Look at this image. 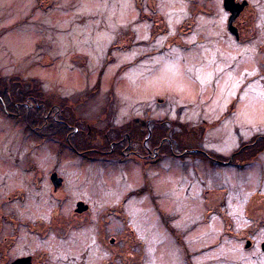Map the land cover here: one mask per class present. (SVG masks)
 I'll list each match as a JSON object with an SVG mask.
<instances>
[{
  "label": "rangeland",
  "instance_id": "rangeland-1",
  "mask_svg": "<svg viewBox=\"0 0 264 264\" xmlns=\"http://www.w3.org/2000/svg\"><path fill=\"white\" fill-rule=\"evenodd\" d=\"M220 2L44 0L42 9L40 0H0V86L6 88L5 80L11 83L12 108L28 101L31 125L27 131L23 122L5 120L0 108V213L8 217L10 211L12 218L28 224L16 238L18 253L49 249L59 264H76L86 250L91 252L89 263L98 264L96 252L103 248L94 224L63 239L55 230L44 234L47 222L36 221L56 223L50 217L56 204L47 190L32 187L39 171L48 177L56 168L68 179L72 203L89 199L98 214L106 207L116 212L122 197L145 184L139 166L82 162L70 150L58 153L55 139L66 138L67 126L59 129L55 124L56 130L44 125L43 133L36 135L33 130L42 125L41 115L52 117L49 111L56 112L60 105L74 106V115L61 109L55 117H65L68 125L75 123L82 132L70 135L79 150H107L118 136L117 127L148 118L158 136L172 138L177 153L197 146L205 129L206 147L220 158L230 159L234 150L250 142L264 146V47L259 46L264 43V16L258 39L238 44L226 32L227 16ZM200 4L218 8L217 16H205ZM162 18L165 26L159 21ZM180 23L186 28L183 32ZM245 26L243 37H249L252 32ZM9 28L13 30L6 32ZM124 34L128 43L133 42L129 52L110 50ZM154 50L156 55H150ZM204 120L208 125H203ZM159 122L161 129L155 126ZM170 123L171 131L165 128ZM190 165L196 164L171 156L155 167L159 176L152 187L161 209L147 202V196L132 198L126 205L130 219L109 225L110 232L123 234L127 248L133 243L131 228L142 234L148 240L149 264H186L170 238L171 230L192 239V249L210 248L194 259L195 264H264V160L246 170L204 161L198 165L203 187ZM154 174L150 172L151 178ZM18 189L28 190L25 199L13 197L8 206L1 204ZM158 212L168 216L161 218ZM236 234L255 247L244 251V242Z\"/></svg>",
  "mask_w": 264,
  "mask_h": 264
},
{
  "label": "flooded vegetation",
  "instance_id": "flooded-vegetation-1",
  "mask_svg": "<svg viewBox=\"0 0 264 264\" xmlns=\"http://www.w3.org/2000/svg\"><path fill=\"white\" fill-rule=\"evenodd\" d=\"M207 1L208 3H212L213 1L217 0H203ZM220 2V0H218ZM221 3V2H220ZM225 0L222 2V7L224 9V14L227 16L226 18V25L225 28L227 29V34L236 41L238 44H245L249 43L256 39H258L260 34L259 29V23L261 16H264V0H229V6L231 9L227 10L224 6ZM151 8L153 6L150 3ZM202 6L203 14L207 17H216L218 13V8H211L206 6V4H200ZM140 7V5H139ZM43 9V7H41ZM149 14L148 19L152 18L153 11ZM200 11L197 10L195 13L192 14L194 17L196 13H199ZM191 16V18H193ZM146 17V16H144ZM155 19V18H154ZM161 23H165V18L159 19ZM194 21H190V24L187 26V30H191V25H193ZM244 24H247L248 30L252 32L251 36L243 37L244 30L246 29V26L243 27ZM158 21L154 20V26L157 28ZM183 23H180L178 25L179 29L183 32L184 26H182ZM214 25V24H213ZM186 29V28H185ZM13 30V28H9L8 31ZM132 36V35H131ZM128 34L123 35V40L118 41V46L116 45L112 46L110 50H116V49H123L129 52L131 49L130 46L133 42L128 43ZM132 40V37H130ZM202 39V38H200ZM198 40V43H200L201 40ZM178 39H176L177 41ZM130 41V40H129ZM172 41V42H176ZM179 41V40H178ZM196 43V44H198ZM260 47H264V43L259 45ZM116 47V48H115ZM191 49V48H190ZM156 50H154L153 53H150V55H156ZM6 88H3L0 86V108H2V112L4 113V119L5 120H14L16 122L24 123V129L28 131V128H31V125L28 124V116H29V105L28 101H20L14 108H12L13 100H12V92H11V83L9 81H6ZM32 82V81H31ZM8 85V86H7ZM34 85V83L32 84ZM38 86V85H36ZM39 87V86H38ZM40 89V88H39ZM42 95V90H40ZM28 98V97H27ZM37 99V98H36ZM160 100V99H159ZM60 108L62 110H65L68 114L74 115L76 111L74 110V106L67 104L60 105ZM57 110L56 112L49 113L54 114L52 117H47L45 113L43 116L41 115L42 122L41 126L38 128L39 130H33L36 131L37 134L43 133V130H41V127L44 125L49 128H55L58 130V128H61V125L69 127V133H66V138L60 137V139H55L59 146L57 145V149L60 151L58 153H61L64 150H70L72 151L75 156H78L80 158V161L82 162H89V161H102L106 163H111L115 165L120 166H127L128 169H135V167L139 166L140 169L143 171V176L145 178V184L142 187L136 188L134 191H130V195H125L122 197L120 201L117 202V205H119V210L116 212H112L109 210L110 207H106L104 210H101V212H95L94 206L90 202L89 199L86 198H78L77 200L73 201V197L71 196L69 192V184L68 179L65 175H62L61 172H57L56 168H53L51 170V174H48V177L45 175L42 176L41 172L37 170V168L33 169L38 172L37 175H34L32 179V187L36 191L41 190V192H47L49 193V196L51 200L56 204L53 211L50 214L51 219L56 220L53 221L52 224L49 223V221H46L44 219H39L36 221L37 224H46L47 226L45 230L43 231L44 234H48L51 230H55L60 232L58 236H60V239H63V237L67 238V236L72 233L73 230H79L82 231L83 229L86 230V228L95 226L97 230H99V241L101 242V245L103 248L101 250L96 252V259L98 260V264H149L148 258L150 255V250L147 249L148 246V240L142 236L140 233H136L131 228V232L129 235L131 236V241L137 246V248L131 244L127 248L125 245L126 239L123 238V234H115L114 232H110L109 225H113L117 222V220L124 219V217H127V219H130L129 214L126 210V205L130 203L132 198H141L143 196H147V202L152 203L158 207L159 202H157L155 198V190L152 187V182L154 179L159 176L157 175V169L155 167H159L162 164H164L167 160H170V157L176 158L178 161L187 164V162L195 163L196 165H190V171L196 172V176L198 181L201 183V186L203 187V179L200 181V177H202L201 169L198 165L202 166V163L204 161L212 162L213 164L221 165L222 167L225 166H235V167H241L240 170H246L249 166L261 164V161L264 160V146L258 145L256 141L247 143L246 146L241 145L240 148L234 150L232 153L230 159L223 157L220 158L217 157L216 154H214L212 149H209L206 147V133L207 131L205 129L204 136L201 138V141H197L198 145L194 147H189L188 149H184L180 151V153H177L175 151V143L172 141V138L168 135L162 134L161 136H158V130H153L152 126L150 125V121L148 118L145 122H142L139 119H136L135 122L130 125V127H117L116 128V135H118L114 141H112L110 144V148L107 150L103 149H92L94 152H91V149H84L79 150L72 139L70 138V135H77L82 132L75 126L76 124H70L68 125L66 121L62 118L58 119L56 113L60 112V110ZM25 110V111H24ZM48 115V114H47ZM55 115H57L55 117ZM22 117V118H21ZM38 117V115H37ZM57 118V119H54ZM47 119H50L46 122ZM71 119V118H70ZM76 123L80 124V120H77L76 118H72ZM166 123H168L166 121ZM58 125V128L56 125ZM159 126L158 128L161 129L162 123H157ZM170 128L165 127L167 130H172V123ZM208 125V123L204 120L203 125ZM219 125V124H218ZM217 125V126H218ZM216 126V127H217ZM142 127H145L144 129ZM201 127V126H200ZM214 127V129L216 128ZM44 128V127H43ZM167 132V131H166ZM71 133V134H70ZM69 134V136H68ZM45 136V135H42ZM68 136V137H67ZM89 134H87L86 137H88ZM258 138V136L256 137ZM44 139V137H43ZM54 139V138H51ZM259 139V138H258ZM40 140V138H39ZM57 143V144H58ZM215 166V165H214ZM136 168V169H139ZM155 171V174H154ZM150 172H152L154 175H152V178L150 176ZM153 179V180H151ZM47 182V184H46ZM26 193L28 194L27 189H18L15 190L14 194L13 192L11 194H8L6 202L3 203L4 206H8L9 203H11L12 199H25ZM14 197V198H13ZM231 198V197H230ZM264 203V202H263ZM252 204V201L249 200L246 202V205L249 207ZM66 206H68L66 210ZM226 207V202H225ZM161 209L158 207V210ZM4 212L1 211L0 213V222L9 224V228H7L4 225L0 224V264H59V260L55 259L57 255H53L52 251L49 249H39L37 252L34 253H18V251L14 248L18 245L16 238L20 237V233L23 229L27 228L26 225L23 224V221L20 219L12 218V214L10 211H7L8 217H4L2 214ZM98 215H96V214ZM159 216L161 218H166L168 214H163L161 212H158ZM214 214H217L215 212H212ZM96 215L94 218L92 215ZM171 215V214H169ZM249 215V216H248ZM252 215V214H251ZM218 216V214H217ZM231 216V215H230ZM219 217V216H218ZM233 217V216H232ZM247 219L248 222L251 223V217L249 208L247 211ZM222 219V218H221ZM22 221V222H21ZM28 221V220H25ZM113 222V223H110ZM19 223H21L19 225ZM251 225V224H250ZM246 228V227H245ZM83 230V231H84ZM108 230V231H107ZM176 230V229H175ZM259 230V229H258ZM258 230H254L257 231ZM8 231V232H7ZM169 231V229H168ZM256 232V233H257ZM255 233V234H256ZM254 234V235H255ZM169 235L171 240L177 244L178 248L182 252L184 261L186 264H195L194 259L202 253H204L205 249L209 250L210 248H197L192 249L190 244L193 243L192 239L190 240L188 237L183 236L182 234H179L177 231L171 232L169 231ZM239 235L236 234L235 238L239 239L240 242H244V251L245 250H251L253 247H255V243L248 240L247 238L238 237ZM223 239V238H222ZM233 239V238H232ZM168 240V239H167ZM222 240H219L218 243H215L214 248L217 249L218 245L220 244ZM171 242V241H170ZM264 242L261 243V254L264 255V248H263ZM215 249V250H216ZM98 250V249H96ZM217 251V250H216ZM88 253H91L89 251L83 252L82 255V261L77 262L76 264H90L89 263V255ZM154 253H157V251L154 250ZM179 254V253H178ZM80 255V256H81ZM76 260V258H74ZM61 263V262H60ZM156 263V262H155ZM65 264V263H62Z\"/></svg>",
  "mask_w": 264,
  "mask_h": 264
},
{
  "label": "water",
  "instance_id": "water-1",
  "mask_svg": "<svg viewBox=\"0 0 264 264\" xmlns=\"http://www.w3.org/2000/svg\"><path fill=\"white\" fill-rule=\"evenodd\" d=\"M229 0H225V3H224V6L227 10L231 9L230 6H229ZM263 248H264V244H263Z\"/></svg>",
  "mask_w": 264,
  "mask_h": 264
},
{
  "label": "bare ground",
  "instance_id": "bare-ground-1",
  "mask_svg": "<svg viewBox=\"0 0 264 264\" xmlns=\"http://www.w3.org/2000/svg\"><path fill=\"white\" fill-rule=\"evenodd\" d=\"M40 85H41V84H40ZM40 87H41V86H40ZM40 89H41V88H40ZM45 97H46V96L44 95V96H43V99H44ZM50 104H51V105H53V102H52V101H50ZM254 210H256V208H255V207H254ZM140 222H142V220H140Z\"/></svg>",
  "mask_w": 264,
  "mask_h": 264
},
{
  "label": "trees",
  "instance_id": "trees-1",
  "mask_svg": "<svg viewBox=\"0 0 264 264\" xmlns=\"http://www.w3.org/2000/svg\"><path fill=\"white\" fill-rule=\"evenodd\" d=\"M43 3H44V0H40V6L43 7ZM38 86H40V84H37Z\"/></svg>",
  "mask_w": 264,
  "mask_h": 264
}]
</instances>
